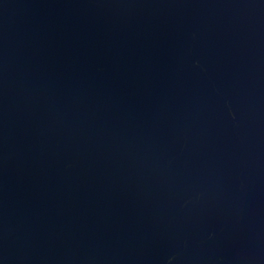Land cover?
<instances>
[{
  "label": "water",
  "instance_id": "water-1",
  "mask_svg": "<svg viewBox=\"0 0 264 264\" xmlns=\"http://www.w3.org/2000/svg\"><path fill=\"white\" fill-rule=\"evenodd\" d=\"M0 264H264V0H0Z\"/></svg>",
  "mask_w": 264,
  "mask_h": 264
}]
</instances>
